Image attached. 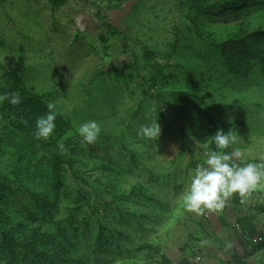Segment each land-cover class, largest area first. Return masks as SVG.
Instances as JSON below:
<instances>
[{
    "label": "rangeland",
    "instance_id": "1",
    "mask_svg": "<svg viewBox=\"0 0 264 264\" xmlns=\"http://www.w3.org/2000/svg\"><path fill=\"white\" fill-rule=\"evenodd\" d=\"M185 1L68 0L53 9L47 0H0L1 84L6 85L8 74H13L47 104L54 103L57 113L73 125L63 160L75 157V170L82 177L74 178L69 169L64 173L65 188L74 194L72 198L61 196L57 218L74 246L62 251L55 264H162L161 256L141 249L147 243L160 247L168 263L180 264L175 261L182 253L179 250L208 210L203 214L187 210L183 195L190 186L191 173L204 153L212 150L198 141L196 132L205 128L200 117L190 116L189 125L186 121L178 128L171 125L173 117L180 116L179 112L172 116L168 110L171 92L189 91L194 102L208 106L217 119L234 125L238 138L234 147L241 148L246 161H264V78L256 64L248 78L224 79V90L218 88L214 93L205 83H190L202 79L204 68L189 54L183 55L175 59L190 66L184 76L190 75L191 81L170 83L164 87L163 98L145 94L154 71L145 64V52L157 50L158 61L166 64L162 56L182 32L192 49L218 68L216 50L187 32ZM259 10L243 11L237 21L226 15L203 20L216 40L222 41L238 30L241 21L249 24V31L264 25L259 21H264V10L258 14ZM224 18L226 22H222ZM133 58L138 71L137 66L129 65ZM172 72H178L177 68ZM192 98L185 103L190 109ZM169 109L174 111V107ZM87 120H96L101 128L97 140L90 144L82 143L78 133L79 125ZM155 121L162 129L157 140L138 135L141 125ZM8 124L0 118V137ZM171 128L177 131L170 133ZM3 166L0 161V170ZM53 171V167L42 169L33 185L39 187L44 178L51 179ZM136 185L142 192L133 193ZM78 186L91 196V207L79 211L71 227L67 218L77 206ZM256 189L264 193V187ZM25 194L19 191L11 207L16 214L10 215L23 213L24 205L30 204ZM114 195L116 203L106 207ZM257 201L264 204V200ZM95 206L99 212L94 215ZM221 212L212 209L214 215ZM99 223L110 230L104 239L98 238ZM51 229L56 233V227Z\"/></svg>",
    "mask_w": 264,
    "mask_h": 264
},
{
    "label": "trees",
    "instance_id": "2",
    "mask_svg": "<svg viewBox=\"0 0 264 264\" xmlns=\"http://www.w3.org/2000/svg\"><path fill=\"white\" fill-rule=\"evenodd\" d=\"M47 1L55 9L68 0ZM185 3L188 5V12L185 14V18L189 22L186 25L187 32L216 50L220 60L218 68L211 66L207 59L193 50L182 32L181 38L174 41L175 46L172 44L170 51L162 56L166 64H161L158 61L160 54L157 50L152 49L145 52V64L154 68L148 81L150 89H146L145 94L152 98H163L164 87L170 86V83H182L183 80L186 83L190 82V75L184 76L191 70L190 66L178 62L183 55L187 54L193 58L192 60L202 63L204 68L202 79H193L190 83H205L213 89L214 93L217 92L215 90L220 91L218 88L222 89L221 85L224 81L248 78L255 64L264 78V25L249 31V24L241 21L235 33L230 34L225 40L219 41L206 28L203 20V17L226 15L232 16L237 21L240 20L241 12L253 9H260L258 12L260 14L264 10V0H186ZM226 21V18L222 20V22ZM259 21L264 22L263 20ZM105 26L109 25L105 23ZM154 60L158 62L153 63ZM129 65L130 67L137 66L136 71H138L136 58H133V62ZM174 68H177L178 72H172ZM8 75L10 78L6 85L3 86L0 82V92L1 94L17 92L21 97V102L13 105L4 101L0 114L1 120H6L9 123L8 129L0 137V161L4 165L0 170V262L3 264H55L59 261L62 251L67 252V249L71 250L74 246L70 241H67L66 234L61 230L57 218L61 196L65 194L72 198L74 194L71 189L65 188L64 173L69 169L74 178L82 177V173L75 170L77 162L75 157L67 158V161L63 160V157H67V149L72 141L70 134L73 132V125L57 113L54 133L48 139H36L34 135L36 120L47 114L48 104L42 95L30 91L23 81L14 78L11 73ZM224 86L226 87V85ZM192 96L194 95L184 90L170 93L168 110L172 116H175V112L180 113L179 117H173L171 125L174 123L178 128V124L180 123L179 127H181L185 121L189 125L190 116L200 117L205 128L196 132L199 143L212 151H218L212 142L211 135L220 128L227 132L234 125L217 119L214 110L212 111L206 105L200 106V102H194ZM190 98L193 102L191 103L193 111L189 105L185 104ZM169 107H174V111ZM4 113L6 114L4 115ZM175 131H177L176 128L169 130L170 133ZM231 150L232 147L227 149V151ZM49 167L54 168V171L49 173L51 179H46V172H44L46 178L43 179V183L39 187L34 186L35 178L39 176L40 171L42 169L46 171ZM48 180H50V184L46 186L45 182ZM83 182L87 183V180H83ZM138 188V186L133 187V193H137L138 190L142 192ZM19 191L27 193L25 199L27 197L30 204L24 205L23 213L12 216L10 213L16 214L15 210L11 209L12 201L16 200ZM78 191L75 199L77 206L70 210L67 218V224L71 227L77 222V213L84 207H91V196L82 190L81 186H78ZM113 197L114 200L111 203H106V207L109 208L116 203L117 195ZM144 198L154 201L147 195ZM6 208L8 211L5 210ZM98 212V206H95L93 214ZM52 227H56L55 231L65 242L64 245L59 242V238L55 236L56 233L51 229ZM108 231H110L108 228L99 223L98 238L104 239ZM141 249L161 256L162 264H169L160 247L147 243L142 245Z\"/></svg>",
    "mask_w": 264,
    "mask_h": 264
},
{
    "label": "clouds",
    "instance_id": "3",
    "mask_svg": "<svg viewBox=\"0 0 264 264\" xmlns=\"http://www.w3.org/2000/svg\"><path fill=\"white\" fill-rule=\"evenodd\" d=\"M8 101L13 105L21 102L17 92L0 94V102ZM47 114L40 116L35 123L36 139H48L56 128V106L48 104ZM101 128L96 120H87L78 127L82 143H94ZM162 129L158 121L141 125L138 135L146 139L157 140ZM212 137L218 151H207L201 163H198L190 175V186L183 195V205L189 210L203 214L205 209H222L233 195L242 199L258 187H264V161H246L245 153L234 147L237 134L233 129H218ZM232 147L231 151H227ZM63 148V145H61ZM207 241H201L205 245Z\"/></svg>",
    "mask_w": 264,
    "mask_h": 264
},
{
    "label": "crops",
    "instance_id": "4",
    "mask_svg": "<svg viewBox=\"0 0 264 264\" xmlns=\"http://www.w3.org/2000/svg\"><path fill=\"white\" fill-rule=\"evenodd\" d=\"M256 191L243 199L238 194L233 195L221 209V215H214L212 209H208L196 222L195 231L187 236L186 244L179 250L182 253L175 261L180 264H264V204L256 202L264 200V193L261 189ZM202 240L208 243L202 246Z\"/></svg>",
    "mask_w": 264,
    "mask_h": 264
},
{
    "label": "built area",
    "instance_id": "5",
    "mask_svg": "<svg viewBox=\"0 0 264 264\" xmlns=\"http://www.w3.org/2000/svg\"><path fill=\"white\" fill-rule=\"evenodd\" d=\"M201 260V258H198V261H200Z\"/></svg>",
    "mask_w": 264,
    "mask_h": 264
}]
</instances>
